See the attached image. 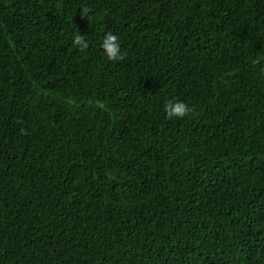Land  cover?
I'll return each mask as SVG.
<instances>
[{"label": "trees", "instance_id": "obj_1", "mask_svg": "<svg viewBox=\"0 0 264 264\" xmlns=\"http://www.w3.org/2000/svg\"><path fill=\"white\" fill-rule=\"evenodd\" d=\"M0 264H264V0H0Z\"/></svg>", "mask_w": 264, "mask_h": 264}, {"label": "clouds", "instance_id": "obj_2", "mask_svg": "<svg viewBox=\"0 0 264 264\" xmlns=\"http://www.w3.org/2000/svg\"><path fill=\"white\" fill-rule=\"evenodd\" d=\"M81 17L86 18L89 23L92 21V15L88 7L81 8ZM73 45L81 52H84L89 48V43L86 36L76 34L72 39ZM101 47L107 56L109 61H120L126 56V53L121 51V45L117 35L111 31L107 32L103 38ZM164 111L168 119L184 118L193 112V108L183 101L179 100H166L164 105ZM24 131V130H22ZM26 134V133H25Z\"/></svg>", "mask_w": 264, "mask_h": 264}]
</instances>
